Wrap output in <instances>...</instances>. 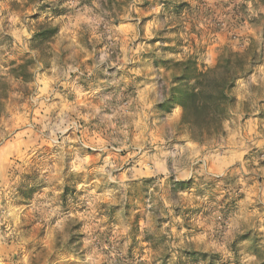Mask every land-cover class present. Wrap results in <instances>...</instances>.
I'll return each mask as SVG.
<instances>
[{
    "label": "clouds",
    "instance_id": "clouds-1",
    "mask_svg": "<svg viewBox=\"0 0 264 264\" xmlns=\"http://www.w3.org/2000/svg\"><path fill=\"white\" fill-rule=\"evenodd\" d=\"M0 264H264V0H0Z\"/></svg>",
    "mask_w": 264,
    "mask_h": 264
}]
</instances>
